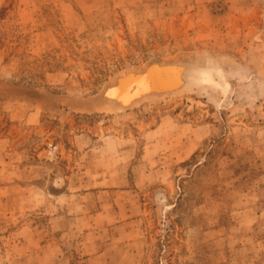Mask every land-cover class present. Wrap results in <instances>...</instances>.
Segmentation results:
<instances>
[{"label":"rangeland","instance_id":"rangeland-1","mask_svg":"<svg viewBox=\"0 0 264 264\" xmlns=\"http://www.w3.org/2000/svg\"><path fill=\"white\" fill-rule=\"evenodd\" d=\"M152 59L197 79L82 108ZM0 264H264V0H0Z\"/></svg>","mask_w":264,"mask_h":264},{"label":"water","instance_id":"water-1","mask_svg":"<svg viewBox=\"0 0 264 264\" xmlns=\"http://www.w3.org/2000/svg\"><path fill=\"white\" fill-rule=\"evenodd\" d=\"M199 69L200 62L197 59H152L142 66L116 74L95 96L81 106L88 111L107 106L128 111L147 100L186 91ZM23 93L32 99L41 97L34 90L28 89Z\"/></svg>","mask_w":264,"mask_h":264},{"label":"bare ground","instance_id":"bare-ground-1","mask_svg":"<svg viewBox=\"0 0 264 264\" xmlns=\"http://www.w3.org/2000/svg\"><path fill=\"white\" fill-rule=\"evenodd\" d=\"M197 75H198V74H195V75L193 76V77H194L193 81L197 79V78H196ZM192 84H193V82H192ZM192 84H191V85H192ZM108 110H111L112 112L122 111V110H116V109H113V108L110 107V106H109V107H108V106H107V107H99V108H97V109H95V110H92V111H108Z\"/></svg>","mask_w":264,"mask_h":264},{"label":"trees","instance_id":"trees-1","mask_svg":"<svg viewBox=\"0 0 264 264\" xmlns=\"http://www.w3.org/2000/svg\"><path fill=\"white\" fill-rule=\"evenodd\" d=\"M86 117H89V116H86Z\"/></svg>","mask_w":264,"mask_h":264}]
</instances>
